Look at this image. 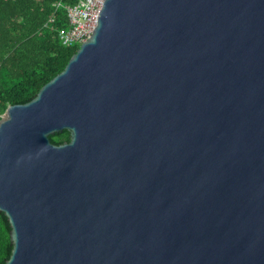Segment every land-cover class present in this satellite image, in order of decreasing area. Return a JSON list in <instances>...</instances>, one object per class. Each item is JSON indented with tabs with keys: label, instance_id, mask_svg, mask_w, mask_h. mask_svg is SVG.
I'll use <instances>...</instances> for the list:
<instances>
[{
	"label": "water",
	"instance_id": "95a60500",
	"mask_svg": "<svg viewBox=\"0 0 264 264\" xmlns=\"http://www.w3.org/2000/svg\"><path fill=\"white\" fill-rule=\"evenodd\" d=\"M0 212L5 264H264V0H105L0 119Z\"/></svg>",
	"mask_w": 264,
	"mask_h": 264
},
{
	"label": "trees",
	"instance_id": "16d2710c",
	"mask_svg": "<svg viewBox=\"0 0 264 264\" xmlns=\"http://www.w3.org/2000/svg\"><path fill=\"white\" fill-rule=\"evenodd\" d=\"M78 1L0 0V119L9 106L33 100L79 50L81 44L66 46L59 36L69 27L65 7ZM60 2L63 6L57 8ZM50 140L62 144L70 141V133L65 130ZM10 230L0 212V264L12 254Z\"/></svg>",
	"mask_w": 264,
	"mask_h": 264
},
{
	"label": "built area",
	"instance_id": "2783aa9c",
	"mask_svg": "<svg viewBox=\"0 0 264 264\" xmlns=\"http://www.w3.org/2000/svg\"><path fill=\"white\" fill-rule=\"evenodd\" d=\"M104 2L105 0H79L77 4L65 7L69 27L59 31L60 39L64 45L82 44L91 37L98 24ZM60 6H63L61 2L56 4L57 8Z\"/></svg>",
	"mask_w": 264,
	"mask_h": 264
}]
</instances>
